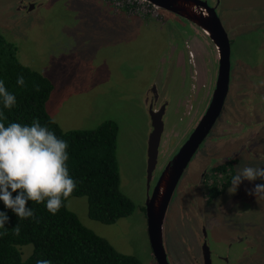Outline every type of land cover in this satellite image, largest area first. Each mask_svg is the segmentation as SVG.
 Returning <instances> with one entry per match:
<instances>
[{"label": "rangeland", "instance_id": "rangeland-1", "mask_svg": "<svg viewBox=\"0 0 264 264\" xmlns=\"http://www.w3.org/2000/svg\"><path fill=\"white\" fill-rule=\"evenodd\" d=\"M0 2L5 3L0 8V33L15 44V58L51 80L47 109L60 127L93 128L106 119L118 124L120 188L133 201V213L114 223H101L88 216L85 196L69 197L67 208L118 251L135 255L142 264H157L146 231L144 206L150 131L144 92L157 81V90L168 95L170 104L163 136L172 141L161 148L152 189L161 167L202 113L198 107L213 84L211 64L208 69L205 61H215L216 47L205 35L193 31L183 17L144 0H47L23 15L16 12L11 0ZM218 17L233 27L232 72L223 108L184 169L166 211L163 239L170 264L189 262L187 245L191 237L195 240L192 226L197 224L193 211L199 197L207 200L214 194L204 192L207 188L200 180L201 173H212V179L222 185L227 175L211 168L231 157L236 159L234 170H229L233 177L246 166L264 168V115L257 127L255 122L249 125L252 109L248 99L245 104L241 100L247 96L236 90L237 83L258 90L256 104L264 95V0H221ZM239 36L249 40H238ZM236 47H243L247 55H236ZM257 184H264V179L242 180L235 192H230L231 185L224 195L204 204L202 218L207 223L213 264H264V194H252ZM246 233L248 241L228 249L238 235L242 238ZM28 247L23 248L24 255L30 252Z\"/></svg>", "mask_w": 264, "mask_h": 264}, {"label": "trees", "instance_id": "trees-1", "mask_svg": "<svg viewBox=\"0 0 264 264\" xmlns=\"http://www.w3.org/2000/svg\"><path fill=\"white\" fill-rule=\"evenodd\" d=\"M14 51L15 44L0 33V80L16 96V105L11 109H4L0 100L5 126L10 123L30 125L33 119H38L42 126L67 141V167L76 182L70 197L87 198V213L91 219L109 224L131 215L135 205L120 188L117 122L106 119L93 128L62 129L47 109L53 89L51 80L21 63ZM21 75L25 81L23 87L16 83ZM235 160L229 159L211 168L227 175L222 188L233 178L229 170H234ZM229 164L231 167L227 168ZM16 194L14 192L13 197ZM67 199L56 214L46 209V202L28 201L27 207L35 216L22 220L0 201V212L9 217L5 228L0 229V264H36L38 260H50L52 264H142L138 257L118 251L106 238L85 226L75 212L67 208ZM17 224L20 226L18 236L12 232ZM24 247L30 249L27 255H24Z\"/></svg>", "mask_w": 264, "mask_h": 264}, {"label": "clouds", "instance_id": "clouds-1", "mask_svg": "<svg viewBox=\"0 0 264 264\" xmlns=\"http://www.w3.org/2000/svg\"><path fill=\"white\" fill-rule=\"evenodd\" d=\"M16 83L23 87L24 77L18 76ZM35 88L39 91V85ZM0 100L4 109L16 105V96L8 91L3 80H0ZM5 119L0 111V201L21 220L35 216L34 211L27 207L28 201L46 202V209L56 214L63 201L76 189V182L67 167V141L58 138L47 126H42L38 119H33L30 125L10 123L7 126L3 122ZM257 178L264 179V168L243 167L233 177L230 192H235L242 180ZM14 192L17 194L13 197ZM252 194H264V184L255 185ZM8 219L5 212H0V229L5 228ZM12 232L18 236L20 226L15 225ZM36 264L52 262L38 260Z\"/></svg>", "mask_w": 264, "mask_h": 264}, {"label": "water", "instance_id": "water-1", "mask_svg": "<svg viewBox=\"0 0 264 264\" xmlns=\"http://www.w3.org/2000/svg\"><path fill=\"white\" fill-rule=\"evenodd\" d=\"M155 8L171 11L178 16L195 23L214 43L219 56V69L212 95L204 115L199 119L192 133L179 148L161 172L150 194L145 199L146 231L150 247L157 264H170L165 252L163 224L166 211L176 185L196 152L199 144L208 134L218 117L228 91L230 69V47L221 20L216 12L202 0H144ZM153 131L147 141V180H150L157 155V146L162 130V121L154 119L151 113ZM147 183V189L148 185Z\"/></svg>", "mask_w": 264, "mask_h": 264}, {"label": "flooded vegetation", "instance_id": "flooded-vegetation-1", "mask_svg": "<svg viewBox=\"0 0 264 264\" xmlns=\"http://www.w3.org/2000/svg\"><path fill=\"white\" fill-rule=\"evenodd\" d=\"M46 1L47 0H44L42 2H40L39 0H15V1L11 0V3L13 4L14 9L16 10V12L18 14H20V15L21 14L23 15V14H30L32 11H34L37 8L41 7ZM202 1H205L210 7H212L214 9V11L216 12L217 16H218V13L221 10V0H202ZM3 5H5V3L4 2H0V8H2ZM220 20H221V25L224 28V30L226 32V35H227V38H228V43H229V47H230V54H231L232 47H233L232 42L234 40L231 37L232 35H234L233 27L231 25H228L225 20H222L221 18H220ZM227 20L230 23V21H229L230 19L227 18ZM187 21H189V20H187ZM234 21L235 20H231V24ZM255 22L259 23V19H257ZM190 23H191L190 25H192L193 31L197 32L198 35H200V34H202L203 36L205 35L207 37L208 41H209L208 43H211V45H213L215 47L213 41L195 23H192V22H190ZM242 24L245 25V23H242ZM251 25H254V23L251 22ZM244 36H246V35H244ZM244 36H239L238 40H240V37H244ZM189 39H190V35L187 36V40H189ZM178 46H180V45L178 44ZM192 56H193V54L189 50V57H190L189 59H191ZM216 57L217 58L215 59L214 62L212 60H209V59L207 60V62L205 61V67L206 68L210 69L209 65L211 64V70H212V73H213L211 79H212V83L213 84L211 85L210 93H209L206 101L201 103L199 105V107H198V109L200 108V110L202 111V113L200 114L198 119H200L204 115V112H205L206 108L208 107L209 102L212 99V95H213V92H214V89H215L217 76H218V69H219V56H218V53H216ZM204 60H205V58H204ZM195 63L199 64V61H197V62L195 61ZM217 63H218V68L216 70V64ZM231 66H232V62H231V59H230V69H229V76H228L229 77L228 84H229L230 75H231V72H232L231 71ZM199 68H200V71H201L202 68H201L200 64H199ZM199 76H200V73L197 75L198 80H199ZM237 78H240V77L238 75H236V81L239 80ZM159 81H160V83H163L161 81V79ZM154 82L157 83V81H154ZM154 82L151 83V85L145 90L144 96H143V104H144V106L146 108V112H147V114L149 116V119L151 118V113L154 112V119L156 121H158V120L162 121L161 122L162 123V130H161V134H160V140H159V143H158V146H157L156 162H155L154 169L152 170L151 177H150L149 181L147 180V169H148L147 168V159H148V155H147V150H145V152H146V156H145V158H146V164H145V167H146V171H145L146 182H145V184H146V191L149 194H150L151 190L153 189V188L150 189V182H151V180H152V178L154 176L153 172L155 171L156 166L158 164V157H159V153L161 151V148L162 147L167 148V146L169 145L170 141H172V139L168 140L167 137H164L165 136L164 130L166 129V125H167L166 122H165V117H166V115H167V113L169 111V108H170L169 97L165 93L161 94L160 91L157 90L156 84ZM209 82L211 83V80H209ZM236 86H237L236 90L240 92V95H246L247 96L246 99L242 98L241 100H243L242 102L245 104L244 101H247V99H248V104L250 105V109H252L249 112H253L251 114L253 116L249 117L250 119H252V122L248 123V124L250 125V124L255 122L254 127H257L259 125L260 116L264 115V95L262 97H260L261 102L256 104V102H254V100L258 97V90H254V88H251L247 84L237 83ZM166 106L168 107L167 111H166ZM222 108H223V106H222ZM244 111H245V109H244ZM210 130H209V132H210ZM152 131H153V126H152V120L150 119L149 135L151 134ZM191 133H192V129H191L190 133L187 134L188 135L187 138L190 136ZM163 134H164V136H163ZM255 136H256V133L254 135H251L250 137H255ZM187 138L185 139V141L187 140ZM184 142L179 146V148L184 144ZM179 148L174 153H172L170 158L166 161V164L163 167H161V170L159 172V175L156 178V181L158 180V178H159L161 172L163 171L164 167L172 159V157L176 154V152L179 150ZM146 149H147V146H146ZM230 159H232V157ZM233 159H235V158H233ZM202 173H201V176H202ZM221 173H222V171H221ZM210 174H212V173H210ZM210 174L209 175L208 174H204L202 177L200 176V180H201V182L206 183L205 185H206L207 190H205L204 192H214V194L212 196H210V198H209L208 197V193L206 194V193L203 192V194H205L208 197V199L207 200H202L199 197L198 204L196 205V208L193 211V214L195 215L197 224L192 226L193 227L192 231L194 232V237H195V240H196V242L198 244V247L196 246L195 240L191 237V240L188 241V245H187V248H188L189 251L186 254L187 257H188L189 262H187V260L184 261V259H182L183 263L187 262V264H213V261H212L213 251H212V249H211V247L209 245L208 236L206 234V232H207L206 224L207 223L204 220V218H202V214H204V204L205 203H209L210 201L214 200L215 198H218V197L224 195L226 193V191L228 190L229 186L232 185V179L233 178L230 179L231 181H230V184L228 186L222 188V185L219 184V181L217 179H212ZM204 177H205V179H204ZM147 183H149L148 184L149 185L148 189H147ZM223 183H225V182H223ZM155 184H154V186H155ZM215 185H218V188H216ZM146 195H147V193H146ZM198 219H200V220H198ZM248 240H249V236H248L247 233L242 238H240V235H238V240L231 242L229 244V246H228V249H230V247H232L235 243L238 244L240 242H246ZM218 256H219V259H222V260H224V258H225L224 256H220V255H218ZM225 261H228V259L226 258Z\"/></svg>", "mask_w": 264, "mask_h": 264}, {"label": "crops", "instance_id": "crops-1", "mask_svg": "<svg viewBox=\"0 0 264 264\" xmlns=\"http://www.w3.org/2000/svg\"><path fill=\"white\" fill-rule=\"evenodd\" d=\"M234 20V19H233ZM247 36V35H246ZM240 39H244L245 41H248L249 40V38H242V37H240ZM235 47H232V51H231V56H230V59L232 60V54H233V49H234ZM239 53H241V55L242 54H246L247 55V52H246V50H244L243 49V47H236V55H238ZM245 58V57H244ZM244 58H240V59H242V62L244 63ZM246 59V58H245ZM247 60V59H246ZM232 62V61H231ZM245 64V63H244ZM238 79V78H237Z\"/></svg>", "mask_w": 264, "mask_h": 264}]
</instances>
